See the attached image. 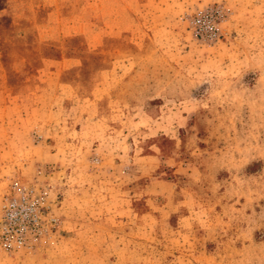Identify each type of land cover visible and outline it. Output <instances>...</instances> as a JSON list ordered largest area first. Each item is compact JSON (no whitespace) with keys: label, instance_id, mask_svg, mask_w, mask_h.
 Masks as SVG:
<instances>
[{"label":"rangeland","instance_id":"rangeland-1","mask_svg":"<svg viewBox=\"0 0 264 264\" xmlns=\"http://www.w3.org/2000/svg\"><path fill=\"white\" fill-rule=\"evenodd\" d=\"M24 185L58 228L0 264H264V0H0V198Z\"/></svg>","mask_w":264,"mask_h":264},{"label":"built area","instance_id":"built-area-1","mask_svg":"<svg viewBox=\"0 0 264 264\" xmlns=\"http://www.w3.org/2000/svg\"><path fill=\"white\" fill-rule=\"evenodd\" d=\"M197 35H215L211 11L196 15L192 21ZM58 228V219L46 201L45 192L37 186L17 187L10 195L0 198V249L14 252L30 248Z\"/></svg>","mask_w":264,"mask_h":264},{"label":"crops","instance_id":"crops-1","mask_svg":"<svg viewBox=\"0 0 264 264\" xmlns=\"http://www.w3.org/2000/svg\"><path fill=\"white\" fill-rule=\"evenodd\" d=\"M45 29H49V28L46 27ZM103 89H104L103 82H99L97 84V91H102Z\"/></svg>","mask_w":264,"mask_h":264}]
</instances>
